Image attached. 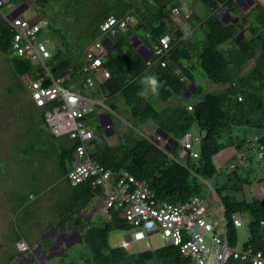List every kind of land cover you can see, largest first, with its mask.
Wrapping results in <instances>:
<instances>
[{
  "label": "trees",
  "instance_id": "trees-1",
  "mask_svg": "<svg viewBox=\"0 0 264 264\" xmlns=\"http://www.w3.org/2000/svg\"><path fill=\"white\" fill-rule=\"evenodd\" d=\"M25 1L29 0L3 1L0 7V54L11 69V83L0 95L4 94L2 96L10 99V106L16 101L23 102L22 96L27 90L25 76L37 80L39 73L45 72L40 63L34 64L31 60L21 58L14 50L17 31L6 19L4 9L11 11ZM31 1L43 12L36 18L37 21L46 24L59 43L56 50L52 51L49 64L46 63L53 77L65 74L82 77L81 67L86 49L97 40L102 42L109 38L110 46L103 47L102 68L110 73V78H104L94 86L98 91L97 97L105 99L113 113L118 112L123 103L124 107L129 108L134 120L144 124L155 122L156 129L168 133L172 139L167 144L157 140V134L139 135L131 138L130 142L125 140L116 145H102V134L96 135L89 127L95 133V138L89 144L90 155L105 170L111 172V182L115 185L119 180H128L130 177L137 182H144L158 205L186 203L194 196L208 200L210 205L209 202H217L216 195L224 211L229 246L237 227L234 219L239 218L235 214L244 212L247 218L241 227H246L249 239L243 249L261 250L264 253L261 226V221L264 220V185L247 188L250 196L238 199L241 189L247 186L246 179L237 173L239 164L230 161V172L225 174L223 169L226 162L218 167L214 160L229 146L228 143L233 138L240 136L239 143H234L236 154L240 152L241 157L248 160L253 157L264 159V28L251 25L248 19L255 9L261 8V3L257 1L251 7L253 9L239 15L242 10L229 6L232 0H206L213 12L220 4L228 5L231 11L234 8L232 14L242 17L243 23L225 25L213 14L202 20L190 13V17L185 20L189 25L188 30L184 32L172 14L174 8L182 9L178 0ZM130 13L135 17L134 23L124 30L118 29L114 36L103 34L100 27L109 17L121 19ZM245 18L248 19L246 22ZM256 19H259V24H264V13H260ZM246 28L249 36L238 42L236 37ZM39 33L36 36L40 39L44 35L43 29ZM166 35L171 36L169 49L163 57L154 56L151 62L145 60L134 46V39L138 37L154 53L160 47V39ZM253 58H256V65L242 74L247 62ZM164 62L168 66L163 67L161 63ZM196 67H200L208 79L213 84L222 86V89L219 92L204 93L196 103H181L170 111L164 110L167 116L162 119L159 116L163 114V110L158 111L152 104L154 95L149 94L147 98L137 95L142 87L141 79L151 75L162 82L163 87L157 96L165 103L176 95L184 99L185 93L189 91V84L194 85L201 94L202 88L194 80ZM66 83L64 80L63 85L68 87ZM28 100V108H36L31 97ZM100 109L101 106H98L96 111L85 118L88 125ZM249 131L251 136L246 138ZM188 134L191 136L192 152L197 153L198 158H193L191 151H187L185 156L190 160L197 159L198 164L194 166L189 162L184 164L174 156L179 146L182 148L181 153L184 150L181 141ZM245 143L247 145L244 150ZM77 144L75 142L72 148H62L60 151L53 147L49 152L58 158L62 178L67 181L70 189V203L61 205L63 212L59 215L58 225L62 229L68 222H74L80 228L84 221L79 214L94 204V197L101 189L93 185V177L76 186L68 181V174L76 162L72 155L73 149L76 152ZM196 145L199 148L197 150ZM49 153L46 157H49ZM134 188L135 185L130 183L128 192ZM209 189L212 193L208 194L210 198L207 199L205 196ZM220 190H229L232 195H220ZM121 210L119 206H110L109 218L99 223L88 220L84 224L85 236L83 235L80 244L86 246L87 254L81 252V264H195L181 253L180 247L170 244H164L156 250H140L136 253L130 251L132 247L126 249L118 246V242L113 246L109 240L111 233L120 231L127 234L135 229L120 215ZM228 264L241 262L230 258Z\"/></svg>",
  "mask_w": 264,
  "mask_h": 264
},
{
  "label": "rangeland",
  "instance_id": "rangeland-1",
  "mask_svg": "<svg viewBox=\"0 0 264 264\" xmlns=\"http://www.w3.org/2000/svg\"><path fill=\"white\" fill-rule=\"evenodd\" d=\"M205 1L206 0H178L183 12L195 14L202 20H206L212 14L214 15V12ZM257 1L258 3H261L260 5L263 10H261L260 7L255 9L254 14H252L253 17L250 15L248 19L250 20L251 25H259L264 28V24H259V19H256L260 13H264V0ZM229 6L236 9L238 7V9L241 10L236 3V0L231 1ZM9 11L10 9H4L5 13H8ZM40 13L43 14L41 9L34 6L24 15L27 19H31L40 15ZM241 14L242 11L239 15ZM233 15L235 16V14ZM176 21L178 26H180L184 32L188 30L189 25L187 21ZM41 25H43V33L45 36L41 35L40 40L46 38L49 39L47 42V48L50 51H55L59 43L56 42L57 40L52 36L49 27L44 25L43 22H41ZM243 33L244 37L249 36L247 28ZM240 34L238 36H241ZM196 36L198 37L199 35ZM238 36L236 40L238 39ZM244 37H241L240 40H243ZM134 45L136 47L137 44ZM225 48L226 47H224V49ZM256 62V58L249 60L242 74L249 72L256 65ZM46 63L49 64L48 60ZM10 70L8 62L4 59L3 55L0 54V93L11 83L9 78V75L11 74ZM194 80L196 84L202 88L201 94L197 92L194 85L189 84L190 90L185 93L184 99L181 96L177 97L179 95H176L173 96L168 103H165L159 96H152V104L158 111L163 110V114H160L159 118L162 119L167 116V114H164V110L170 111L173 107H176L181 103H196L202 99L204 93L219 92L222 89V86L219 87L213 84L200 67H196V70L194 71ZM66 81L68 88H74L94 100L100 98H97L96 92L98 93V91L94 86L90 88H84L81 86L82 77H69ZM2 95L4 94L0 95V107H3L1 109L4 110L5 105L3 103H10V99L7 98V96ZM29 98L30 93L26 90V93L22 96L23 102L16 101V103H13L11 106L7 104L9 108L5 109L4 112L3 110L0 111V124L2 125L0 128V246L2 253L1 260H4L2 264H5L8 257L15 253V244L19 238L24 237L27 242H30L31 244L35 243V239L39 232L42 231L45 226H48L50 223H57L60 220L59 215L63 212L61 205H64V203L68 205L70 203L68 202L70 190L69 185L67 181L62 178L59 160L50 155L49 152L53 147L58 151L62 148H72L75 142L68 137H53L49 130V126L45 123L42 117L43 111L37 108H28L30 106ZM120 105L122 108L118 112H115V114H112V121L116 131L115 133L107 135V131L103 128L99 115L106 112V110L102 106L100 111L91 118L89 127L96 133V135L99 136L102 134L100 144L105 145L108 143L110 145H116L119 144L120 141L125 140L130 142L132 140L131 138H135L139 135H155L156 132L160 130L159 128L156 129V123L153 121H149V124H144L140 123L138 120H134L130 115L129 108L124 107L123 103ZM21 111L22 113H17ZM250 136L251 132L249 131L246 134V138H249ZM240 137H237V139L233 138L229 143L227 142L229 146L214 159L216 160L218 167H221L226 162L224 166L225 168L222 167L224 168L223 170L225 174L230 172L229 166L231 162H237L239 164L237 173L242 174L243 178L246 179L247 186H244L241 189L242 192L237 195L238 199H241L246 195L250 196L248 189L255 188V185H264V159L260 160L257 157H253L251 160H248L243 159L240 152L236 154L234 143H239ZM246 145L247 144L245 143L243 147L244 150L246 149ZM230 148H234V150ZM181 149L182 148L179 146L175 150L174 156L176 159L184 164L189 162L191 166L198 164L197 159L190 160L186 156H181ZM195 149H199L197 145L195 146ZM48 153L49 157H46ZM232 154L234 155L231 158ZM75 155L76 153L73 149V160H76ZM211 193L209 189L208 192H206L205 197L207 199L210 198ZM227 194L232 195L229 190H220V195L225 196ZM214 196L217 202H209L210 205L205 217H211V221L217 227V230L222 229L225 231L224 211L221 203L218 201V197L216 195ZM235 217L242 218L244 221L246 220L247 215L244 212H238L235 214ZM105 219L106 215L102 212H96L93 220L94 222L99 223ZM71 231H73V227ZM235 231V234L232 235L233 240L230 243V246L232 248L243 250L245 243L249 239L247 229L246 227H236ZM123 236H125L124 232L116 231L111 233L109 237L110 243L113 246H116L117 242H119ZM56 239L57 237L54 238V240ZM151 241L153 249L148 246V241L144 240L138 243H133L130 251L136 253L140 250H156L164 246L162 236L159 232H154L151 235ZM63 242L64 241L61 240V243ZM79 243L77 245L74 244V246L72 245L73 247H70L68 253L56 254L50 259H47L44 264H81L82 261L80 260V254L81 252L87 254V248L83 244L79 245Z\"/></svg>",
  "mask_w": 264,
  "mask_h": 264
},
{
  "label": "built area",
  "instance_id": "built-area-1",
  "mask_svg": "<svg viewBox=\"0 0 264 264\" xmlns=\"http://www.w3.org/2000/svg\"><path fill=\"white\" fill-rule=\"evenodd\" d=\"M3 1L5 0H0V7ZM172 14L182 20L190 17V13H183L180 8H174ZM134 19L130 14L121 19L112 17L101 26V31L105 36H113L118 29L124 30L134 22ZM9 23L17 31L14 39L15 53L21 58L40 63L45 68V72H40L37 80L26 82L31 90V99L37 107L44 108L45 122L54 136H68L78 143L76 162L68 174L69 182L78 185L93 177V185L105 189L104 198L101 199L105 207H121L120 215L135 227L132 232L125 234L119 246L130 249L134 241L145 239L148 246L153 248L151 235L159 232L164 244L180 247L181 253L195 264H228L230 258L239 260L241 264H264V253L261 250H240L229 246L226 230H217L211 217H205L209 208L208 200L194 196L186 203L158 205L144 182H137L130 177L128 180L121 179L114 185L111 182V172L105 170L90 155L89 144L95 138V133L85 119L98 106L110 112L105 99L94 100L74 88L65 87L63 77L51 75L46 61L51 58L52 52L47 48L48 40H40L36 36L42 30L37 19L19 16ZM162 43L163 47L156 50L157 55L163 54V49L168 46L167 39H163ZM103 47V43L97 40L85 51L81 84L84 88L96 86L104 78H110V73L102 68ZM112 127L107 124L104 130L111 131ZM181 144L184 147L181 156L191 151V156L198 158V154L192 152L190 134L184 137ZM130 183L135 188L128 192ZM234 224L241 227L243 220L235 218ZM261 226L264 235V220L261 221ZM17 246L20 251L28 249L25 242H20Z\"/></svg>",
  "mask_w": 264,
  "mask_h": 264
},
{
  "label": "clouds",
  "instance_id": "clouds-1",
  "mask_svg": "<svg viewBox=\"0 0 264 264\" xmlns=\"http://www.w3.org/2000/svg\"><path fill=\"white\" fill-rule=\"evenodd\" d=\"M8 0H5V2H7ZM233 1V0H232ZM231 3V2H230ZM228 6V5H227ZM227 6H226V8H227ZM31 7H34V4H33V2L31 1V0H29V1H25V2H23V3H21V4H19L16 8H14V9H12L11 11H9L6 15H5V17H6V19L8 20V22L9 21H11V20H13L15 17H19V16H22V17H25V13H27L30 9H31ZM19 10V11H18ZM219 10H221V4L219 5V7H218V9H216L215 10V12H214V17H215V14H217L218 12H219ZM183 13H185V12H183ZM134 14V13H133ZM128 15V14H127ZM130 15L131 16H133L132 15V13H130ZM41 15H37V16H35V17H33V18H39ZM112 17H114V16H112ZM112 17H109L105 22H108V20L110 19V18H112ZM134 17V16H133ZM26 18V17H25ZM116 18V17H115ZM135 18V17H134ZM223 18H224V16H223ZM27 19V18H26ZM176 20H182V19H177V18H175ZM218 20H221V19H218ZM183 21H185V20H183ZM247 21V20H246ZM42 22V21H41ZM40 22V23H41ZM104 22V23H105ZM134 22H135V19H134ZM134 22H132V23H134ZM103 23V24H104ZM132 23H130V24H132ZM102 24V25H103ZM130 24H128V25H130ZM44 25H46V24H44ZM101 25V26H102ZM127 25V26H128ZM225 25H227V24H225ZM41 29H43V25H41ZM101 28V27H100ZM127 28V27H126ZM125 28V29H126ZM119 30H122V29H119ZM118 33V32H117ZM116 33V34H117ZM245 33V32H244ZM114 36V35H113ZM185 38L187 39V35L185 36ZM237 38V37H236ZM163 39H167V42H168V46H167V48H164L163 49V54H161V55H157L156 54V51L153 53V52H151L148 48H147V46L145 45V44H143L142 43V41L138 38V37H135V39H134V44H137L136 45V49H137V51H138V49L139 48H141L142 46H145V48L143 49V51H144V55L147 57V58H149V59H147V61H150L151 62V59L154 57V56H158V57H163V55L165 54V51L166 50H168L169 49V45H170V42H171V36L170 35H166V36H164L162 39H160V47H163V43H162V40ZM105 40H107L108 42H107V46H110V39L109 38H106ZM104 40V41H105ZM48 41H49V39H48ZM104 41H102V43L104 42ZM137 42H140V43H137ZM103 45H104V43H103ZM104 46H106V45H104ZM158 48V47H157ZM157 48H156V50H157ZM52 52V51H51ZM150 55H152L151 57H150ZM33 62V61H32ZM150 62H149V64H150ZM34 64H37L36 62H33ZM153 64V63H152ZM164 64V65H163ZM161 65L163 66V67H165V66H168V64L166 63V62H164V63H161ZM81 71H82V67H81ZM82 76H83V74H82ZM61 77H63L65 80H68V78L69 77H71L69 74H65V75H63V76H61ZM9 78H10V75H9ZM73 78V77H72ZM27 80H31V79H29L28 77H24V82H25V85L27 86V84H26V82H27ZM140 83H141V90L137 93V95L139 96V97H141V98H147V96L149 95V94H152V95H158V93H159V90H160V88L161 87H163V84H162V82L155 76V75H151V76H145V77H143L142 79H141V81H140ZM27 90L29 91V93H30V97H31V90H29V88L27 87ZM189 90H190V88H189ZM189 92V91H188ZM5 106V109L7 108V107H9L7 104H8V102L7 103H3ZM107 105V104H106ZM2 106V105H1ZM34 106L37 108V109H40V110H42L43 111V118H44V108L43 107H37L35 104H34ZM1 108H3V107H0V111H2L3 109H1ZM4 109V110H5ZM189 109L191 110V107H189ZM4 110H3V112H4ZM106 110V109H105ZM103 114V113H102ZM104 114H110V116H111V118H112V114H115V113H113L112 111H107L106 110V112H104ZM45 119V118H44ZM103 120H104V122H107V118L106 117H104L103 118ZM110 125H112L113 127V129H111V131H107V132H109V134H111L112 133V130H114V133L116 132L115 131V129H114V125H113V121H112V124H110ZM105 128V127H104ZM106 131V130H105ZM158 132V133H157ZM156 132V134H157V140H159V141H162V142H167V144H169L170 142H169V140H170V136L168 135V137H164V132H161L160 130L159 131H157ZM52 134V133H51ZM160 135V136H159ZM57 137V136H56ZM62 137V136H61ZM66 137H68V136H66ZM172 140V139H171ZM235 154V153H234ZM234 154H232V156L234 155ZM231 156V157H232ZM69 181V180H68ZM71 184V183H70ZM72 185V184H71ZM72 186H76V185H72ZM98 189V188H97ZM104 191H105V189L103 188V187H101V189L99 190V192L95 195V197H94V204L89 208V209H87L86 211H82L80 214H79V216L81 217V215L83 216L82 218H83V221L84 222H87L88 220H93V218H94V215H95V213L96 212H102L104 215H106V218H109L110 216L108 215V208H106L105 207V204L101 201V199H103L104 198ZM83 224V223H82ZM81 224V225H82ZM52 226V228H55V230L53 231H51V229L52 228H50V227ZM47 228H46V230L45 231H43L42 232V235L40 236V243H37V244H35V243H33V244H31L30 242H27L26 240H25V238L23 237V238H21V239H19V240H17L16 241V244H15V246H16V250L21 254V255H24V254H26V253H28V252H30V250H31V246H33V249L31 250V254H32V251L34 250V249H36L37 248V246L38 245H40L41 243H42V241H41V239H42V236L43 235H46V242H47V244H50L51 243V249H52V251L51 252H53V254H54V256L56 255V254H59V253H61V254H66V253H68L69 252V250H70V248L67 250V251H65L64 250V247H65V244L66 243H71V242H73L74 240H78L77 239V234L78 233H83V229H84V226H80V228L78 227V226H76L75 224H74V222H68L66 225H65V228L64 229H62V227H60L59 225H58V222L57 223H50L48 226H46ZM78 228V229H80V231H74V232H72L71 230H70V228ZM132 232V231H131ZM83 235V234H82ZM63 237L65 240H64V242L61 244V245H57V246H54V238L55 237ZM124 237V236H123ZM123 237H121V239L123 238ZM145 239H140V240H137V241H134L133 243H138V242H141V241H144ZM20 242H25L26 244H27V246H28V249L27 250H25V251H20L19 250V248H18V246H17V244L18 243H20ZM120 242H121V240L118 242V246H119V244H120ZM132 243V244H133ZM78 243H76L75 245H77ZM80 244V243H79ZM74 246V245H73ZM72 246V247H73ZM71 247V248H72ZM121 247V246H120ZM43 248H47V245H46V247L45 246H43ZM0 249H1V246H0ZM40 250H43V249H40ZM20 256H18V258H19ZM17 258V259H18ZM28 258H31V261H33V260H35V257H34V255L32 254L31 255V257H22V259H20L19 258V260H17L16 261V259H15V264H20V261H26V259H28ZM4 262V260L2 261V263ZM24 262L22 263V264H24ZM2 263H0V264H2Z\"/></svg>",
  "mask_w": 264,
  "mask_h": 264
},
{
  "label": "bare ground",
  "instance_id": "bare-ground-1",
  "mask_svg": "<svg viewBox=\"0 0 264 264\" xmlns=\"http://www.w3.org/2000/svg\"><path fill=\"white\" fill-rule=\"evenodd\" d=\"M236 3L238 4V6L240 7V9L242 10V13L243 12H246V11H248L249 9H253V8H251L253 5H255L256 3H257V0H236ZM225 5V4H224ZM223 4H221V10H219V12L217 13V14H215V18H217V19H221V20H219L220 22H222L223 24H242L243 23V21H242V17H236V16H239L238 14H236V16H234L233 14H232V11L234 10V8L232 9V11H231V9H229L228 7L226 8V6H224ZM230 5V4H229ZM19 11V10H18ZM181 11L183 12V10L181 9ZM212 12V11H211ZM223 16H224V18H223ZM183 21V20H182ZM239 22V23H238ZM245 22H246V19H245ZM245 29H242V31L239 33L241 36H238V39H237V41L238 42H240L241 40H240V38L241 37H244V33H243V31H244ZM238 34V35H239ZM107 40H105L103 43H104V45H106L107 46ZM143 42V41H142ZM146 45V44H145ZM157 45V44H156ZM135 46V45H134ZM148 47V46H147ZM111 48V47H110ZM145 48V46H142L141 48H139L138 49V52L143 56V58L145 59V60H147V59H149V58H147V57H145V55H144V51H143V49ZM152 55H150V57H151ZM102 66H103V62H102ZM98 98V97H97ZM104 117H106L107 118V122H104V120H103V118ZM99 119H100V121H101V123H102V125H103V128L107 125V124H112V118H111V116H110V114H100L99 115ZM26 129V128H25ZM164 132V131H163ZM43 133V132H42ZM112 133H114V130H112ZM106 134L107 135H109V132H106ZM164 134V137H168V133H166V132H164L163 133ZM170 143L172 142V140H171V138H170ZM40 146H41V144H40ZM168 149H170V147L168 146L167 147ZM2 151V150H1ZM5 152V151H4ZM1 154V153H0ZM2 158V157H1ZM39 158V157H38ZM38 158H37V160H38ZM8 159V158H7ZM2 161V160H1ZM76 217V216H75ZM81 217H83L82 215H81ZM94 219V218H93ZM85 223H87V222H84L82 225H80V226H84V224ZM77 224V223H76ZM50 227V226H49ZM78 227H79V225H78ZM46 226H45V228H44V230H42V231H40L39 232V234H38V236H37V238L35 239V244H37V243H40V234L43 232V231H45L46 230ZM50 228H52V226L50 227ZM72 228H70V230H71ZM54 231L55 230V228H52L51 229V231ZM74 231H80V229H78V228H73V231L72 232H74ZM84 229H83V233H78L77 234V239H78V237H79V240H74L73 242H71V243H66L65 244V247H64V250L65 251H67L72 245H74V244H76V243H82V240H83V237L85 236L84 235ZM84 236H83V235ZM57 237V236H56ZM46 235H43L42 236V239H41V241H42V243L40 244V245H38L37 246V248L36 249H34L33 251H32V254L34 255V257H35V260H33V261H31V258H28V259H26V261L24 262V264H44V262L47 260V259H50L51 257H53L54 256V254H53V252H51L52 251V247H51V243L50 244H47V242H46ZM61 240H65L63 237H57V239L56 240H54V246H57L58 244H60L61 243ZM62 244V243H61ZM60 244V245H61ZM46 245H47V248L45 249V248H43V246H45L46 247ZM33 249V246H31V250ZM40 249H43V250H40ZM31 250H30V252H28V253H26V254H24V255H21L17 250H16V248H15V253L14 254H11L9 257H8V259H7V261H6V263L5 264H15V259H16V261L17 260H19V258L20 259H22V257H31ZM1 249H0V263H2V258H1ZM4 255V254H3ZM18 256H20L19 258H18ZM18 258V259H17ZM22 261H20V264H22L23 263Z\"/></svg>",
  "mask_w": 264,
  "mask_h": 264
}]
</instances>
